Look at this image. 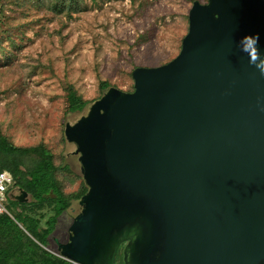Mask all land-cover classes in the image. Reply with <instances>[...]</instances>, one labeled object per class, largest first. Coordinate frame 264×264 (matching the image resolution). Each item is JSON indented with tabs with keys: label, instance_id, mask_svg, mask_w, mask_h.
Returning <instances> with one entry per match:
<instances>
[{
	"label": "water",
	"instance_id": "obj_1",
	"mask_svg": "<svg viewBox=\"0 0 264 264\" xmlns=\"http://www.w3.org/2000/svg\"><path fill=\"white\" fill-rule=\"evenodd\" d=\"M179 54L136 67L64 134L88 191L57 253L74 264H264V75L239 46L264 0H195ZM13 198L28 200L19 189Z\"/></svg>",
	"mask_w": 264,
	"mask_h": 264
},
{
	"label": "rangeland",
	"instance_id": "obj_2",
	"mask_svg": "<svg viewBox=\"0 0 264 264\" xmlns=\"http://www.w3.org/2000/svg\"><path fill=\"white\" fill-rule=\"evenodd\" d=\"M51 1L2 2L0 131L18 146L45 144L57 162L63 157L82 176L76 144L65 139V124L86 115L111 86L133 91L136 67H155L176 57L195 0H79L85 8L76 12H53ZM102 82L109 87L102 89ZM67 85L88 100L84 110L66 113ZM80 183L72 175L64 179L65 190H76ZM80 210L75 201L59 217L52 250H57L55 237L67 241Z\"/></svg>",
	"mask_w": 264,
	"mask_h": 264
},
{
	"label": "trees",
	"instance_id": "obj_3",
	"mask_svg": "<svg viewBox=\"0 0 264 264\" xmlns=\"http://www.w3.org/2000/svg\"><path fill=\"white\" fill-rule=\"evenodd\" d=\"M3 1L16 0H0V23L4 25ZM80 5L79 0H52L50 9L76 12L85 8ZM7 37L11 39L10 34ZM101 87L108 88L109 84L102 82ZM65 92L66 113L80 112L88 105L74 86L67 85ZM3 170L11 172L15 187L25 190L30 199L19 201L12 196L10 204L8 201L11 215L0 214V264H74L51 249V237L59 217L88 191L83 177L64 163L63 157L57 162L45 144L18 146L0 131V172ZM72 175L81 183L76 190L67 192L64 179Z\"/></svg>",
	"mask_w": 264,
	"mask_h": 264
},
{
	"label": "clouds",
	"instance_id": "obj_4",
	"mask_svg": "<svg viewBox=\"0 0 264 264\" xmlns=\"http://www.w3.org/2000/svg\"><path fill=\"white\" fill-rule=\"evenodd\" d=\"M259 42H260L259 33L255 35L248 34L240 38L239 46L243 52L248 54L249 63L251 65H254L261 75H264V58H261L260 56ZM2 191H3V185L0 184V192Z\"/></svg>",
	"mask_w": 264,
	"mask_h": 264
},
{
	"label": "built area",
	"instance_id": "obj_5",
	"mask_svg": "<svg viewBox=\"0 0 264 264\" xmlns=\"http://www.w3.org/2000/svg\"><path fill=\"white\" fill-rule=\"evenodd\" d=\"M0 184L3 185V191L0 192V214L11 215L8 208V201L15 194V180L11 172L3 170L0 172Z\"/></svg>",
	"mask_w": 264,
	"mask_h": 264
},
{
	"label": "flooded vegetation",
	"instance_id": "obj_6",
	"mask_svg": "<svg viewBox=\"0 0 264 264\" xmlns=\"http://www.w3.org/2000/svg\"><path fill=\"white\" fill-rule=\"evenodd\" d=\"M127 243H128V241L121 243V245L118 249V253H117L116 264H125L124 249H125V246L127 245Z\"/></svg>",
	"mask_w": 264,
	"mask_h": 264
}]
</instances>
